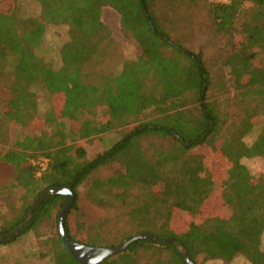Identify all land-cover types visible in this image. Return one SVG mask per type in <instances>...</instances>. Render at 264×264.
Listing matches in <instances>:
<instances>
[{"label":"trees","instance_id":"obj_1","mask_svg":"<svg viewBox=\"0 0 264 264\" xmlns=\"http://www.w3.org/2000/svg\"><path fill=\"white\" fill-rule=\"evenodd\" d=\"M193 1L41 0L35 17L22 19L15 7L0 12V66L6 65L11 76L0 139L8 137L12 125L31 132L0 147V161L14 168L4 190L22 191L18 213L0 229V236L22 222L42 192L69 188L73 204L65 214V230L75 241L70 212L78 188L86 184L89 202L119 212L113 220L87 225L88 239L97 246L112 248L145 235L178 242L193 264H230L238 257L246 264H264V171L254 181L239 164L242 159L264 161V0L205 4L217 46L214 52L203 49L197 54L185 51L180 37L197 7ZM104 7L119 14L124 36L136 42L140 55L124 62L118 74L91 79L86 68L97 64L104 47L113 44L100 19ZM50 27L67 29L56 69L36 54ZM231 67L238 84L233 111L212 98L214 92L228 93L224 77ZM34 88L50 98L43 115ZM96 110L100 118H90ZM46 127L54 128L49 137L41 132ZM129 127L119 141L93 157L75 143ZM255 128V140L246 144ZM206 144L216 146L230 166L218 191L227 214L178 231L173 228L176 212L198 210L214 192L202 166L204 155L192 151ZM42 159L44 169L34 163ZM103 169L110 173L95 175ZM64 202L63 196L46 197L7 244L36 232L54 211L60 213ZM110 238L115 241L108 242ZM43 244L53 264H79L58 232ZM99 264L186 262L173 244L138 241Z\"/></svg>","mask_w":264,"mask_h":264},{"label":"rangeland","instance_id":"obj_2","mask_svg":"<svg viewBox=\"0 0 264 264\" xmlns=\"http://www.w3.org/2000/svg\"><path fill=\"white\" fill-rule=\"evenodd\" d=\"M40 1L41 0H0V12L10 13L15 7L20 18L26 19L35 17L39 14ZM212 1L228 3L229 0L193 1L192 7H194V4H197V7L192 9L194 15L190 19L187 28L182 31L183 34L180 35V37L182 36L181 45L185 51L187 50L197 54L203 49H208L209 52H214V48L217 46V40L208 26L207 17L203 8L205 4H209V2ZM100 19L110 30L113 44L104 47L103 56L97 64H93L86 68V72L91 79L96 78L95 74H118L124 62L134 60L140 55V49L136 42L124 36L120 25L119 14L114 9L104 7L101 11ZM66 31L67 29L65 27L48 28L43 36L42 43L36 50V54L53 69L59 66L58 54L61 46L67 40ZM5 66L6 65H4V68L0 66V123L3 120L4 114L8 111L7 102L10 98L9 86L11 76ZM234 71L235 69L233 67L229 68L224 77V84L226 85L225 88L228 89V93L221 96L218 92L212 93V98L217 101V104H221L223 108L228 107L231 111H233L232 104H235L233 98L236 94L238 85L233 79ZM147 81L150 82V79L148 78ZM33 91L37 97L38 113L43 115L50 107V98L40 88H34ZM100 115V111L96 110L94 115L90 116V118L99 119ZM129 129L130 127L117 130L89 143L86 141H76L75 143L85 150L87 157H93L119 141ZM53 131V127H46L41 132H44V134L49 137L52 135ZM258 132L259 128H255L247 138H245L244 142L246 144H251L255 140ZM27 135H31L29 130L18 125H12L9 129L8 137L6 139H0V147L11 146L18 138ZM67 144L69 145L71 142L67 140ZM174 145L179 147L177 143H174ZM192 151L204 155L202 166H204L205 175H209V178L212 180L214 186L212 185L211 188H214V192H212L213 194L209 196L198 210L192 212H176L173 228L178 231H186L190 229L191 226L200 225L207 219H213L227 214V208L223 201L221 190L220 192L218 191L221 188L222 182L227 179V172L230 166L226 163V160L220 156L216 150V146L211 144L203 145ZM34 163H39L42 169L45 167V161L43 159L35 161ZM239 164L246 169L254 181L258 180L264 171V161L261 159H242L239 161ZM13 173L14 168L11 165L0 161V229L6 222H9L16 216L21 205L22 191L15 190L9 193L4 190V188H8L10 185ZM109 173V169H103L98 171L95 175L105 176ZM160 189L159 187L158 190ZM86 192V184L78 188V199L75 208L70 212L69 220L71 224V234L75 241H82L79 243L97 246V243L91 242L90 239H88L89 237L85 232L87 225L99 221L113 220L118 216L119 212L116 209H106L92 204L87 200ZM57 214L59 216L58 210L54 211L52 218L36 232H29L21 235L10 244L6 243L0 245V264H53L51 259L45 255L47 246L44 245L43 242L51 240L58 232V222L55 221ZM114 241V239H108V242ZM261 250L264 252V235L261 241ZM199 261L202 263V256L199 257ZM206 264L224 263L213 261ZM230 264H246V260L242 257H238Z\"/></svg>","mask_w":264,"mask_h":264},{"label":"water","instance_id":"obj_3","mask_svg":"<svg viewBox=\"0 0 264 264\" xmlns=\"http://www.w3.org/2000/svg\"><path fill=\"white\" fill-rule=\"evenodd\" d=\"M63 196L65 198L64 205L61 209V212L58 216V233L60 239L65 246L67 252L72 257V259L79 264H99L104 260L122 254L127 247L138 241H150L154 243H168L173 244L178 249L180 255L184 258L186 264H193L188 253L184 247L178 242L170 239H157L145 235H137L129 239L128 241L112 248H103L92 245L82 244L76 241H73L69 238L65 230V214L71 208L73 204V194L69 188H50L42 192L40 196L34 201L31 208L27 212L26 216L22 222L10 233L0 236V245L8 243L11 239L15 238L20 229L27 223L30 219L34 209L46 198L51 196Z\"/></svg>","mask_w":264,"mask_h":264},{"label":"built area","instance_id":"obj_4","mask_svg":"<svg viewBox=\"0 0 264 264\" xmlns=\"http://www.w3.org/2000/svg\"><path fill=\"white\" fill-rule=\"evenodd\" d=\"M44 169V168H43Z\"/></svg>","mask_w":264,"mask_h":264}]
</instances>
